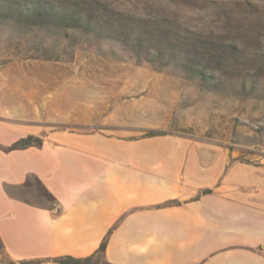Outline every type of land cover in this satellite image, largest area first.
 Segmentation results:
<instances>
[{"label": "crops", "instance_id": "0c3cea01", "mask_svg": "<svg viewBox=\"0 0 264 264\" xmlns=\"http://www.w3.org/2000/svg\"><path fill=\"white\" fill-rule=\"evenodd\" d=\"M117 107L63 105L41 67L0 65V264H264V155L139 135ZM27 136L40 143L7 149Z\"/></svg>", "mask_w": 264, "mask_h": 264}, {"label": "rangeland", "instance_id": "374dc122", "mask_svg": "<svg viewBox=\"0 0 264 264\" xmlns=\"http://www.w3.org/2000/svg\"><path fill=\"white\" fill-rule=\"evenodd\" d=\"M0 65L41 67L63 105H124L139 135L264 155V0H0ZM28 188L48 200L36 180Z\"/></svg>", "mask_w": 264, "mask_h": 264}, {"label": "trees", "instance_id": "16d2710c", "mask_svg": "<svg viewBox=\"0 0 264 264\" xmlns=\"http://www.w3.org/2000/svg\"><path fill=\"white\" fill-rule=\"evenodd\" d=\"M29 10L32 9V5L27 6ZM162 131H147L143 135H156L161 134ZM40 143V140L33 136H27L24 138H21L17 140L15 143H13L11 146L7 147V149H14V148H22L27 145L31 144H38ZM45 193L48 197H50V194L45 190ZM104 243L101 244L99 251H103ZM92 256L86 257V258H76L73 256H59L55 258V261L59 264H88V262L91 260ZM7 264H36L33 260H19V261H10Z\"/></svg>", "mask_w": 264, "mask_h": 264}]
</instances>
